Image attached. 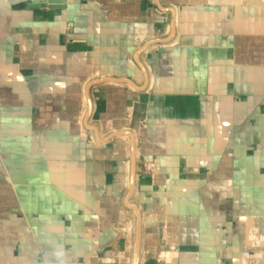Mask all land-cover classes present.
I'll return each mask as SVG.
<instances>
[{
	"label": "crops",
	"instance_id": "obj_1",
	"mask_svg": "<svg viewBox=\"0 0 264 264\" xmlns=\"http://www.w3.org/2000/svg\"><path fill=\"white\" fill-rule=\"evenodd\" d=\"M47 3L0 0V264H133L130 205L138 264H264V0Z\"/></svg>",
	"mask_w": 264,
	"mask_h": 264
},
{
	"label": "water",
	"instance_id": "obj_2",
	"mask_svg": "<svg viewBox=\"0 0 264 264\" xmlns=\"http://www.w3.org/2000/svg\"><path fill=\"white\" fill-rule=\"evenodd\" d=\"M47 2L48 3H63V0H47ZM48 3H47V5H48ZM49 5L52 6V4H49ZM107 80L124 81V82H128V83H132L128 78H114V77H102V78L90 81L86 85V94H87V101H88V108H87V111H86V118L90 115V111H91V104H90L89 96H88L89 87L92 84H95L97 82L107 81ZM88 127H91L93 130H95V128L92 127V126H88ZM119 135H128L131 138L130 174H129V188H128V198H130L132 196V193H133V190H134L135 179H136V174H137V171H136L137 158H136V152H135V144L133 142L134 134H133V132L131 130H119V131H116V132H112L105 139H110L112 137L119 136ZM99 139H101V138H99ZM130 206H131V208H133L135 210V214H136V236H135L133 264H138L139 248H140V241H141V217H140L138 209L135 208V206H133V205H130Z\"/></svg>",
	"mask_w": 264,
	"mask_h": 264
},
{
	"label": "built area",
	"instance_id": "obj_3",
	"mask_svg": "<svg viewBox=\"0 0 264 264\" xmlns=\"http://www.w3.org/2000/svg\"><path fill=\"white\" fill-rule=\"evenodd\" d=\"M141 167L143 172H151L154 167V162L152 160H144L141 163Z\"/></svg>",
	"mask_w": 264,
	"mask_h": 264
}]
</instances>
